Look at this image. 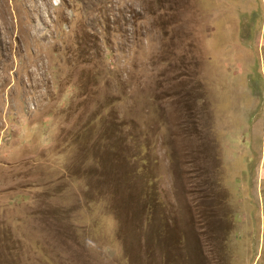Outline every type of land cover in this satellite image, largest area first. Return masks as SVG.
<instances>
[{
	"label": "rangeland",
	"instance_id": "1",
	"mask_svg": "<svg viewBox=\"0 0 264 264\" xmlns=\"http://www.w3.org/2000/svg\"><path fill=\"white\" fill-rule=\"evenodd\" d=\"M264 0H0V264H264Z\"/></svg>",
	"mask_w": 264,
	"mask_h": 264
},
{
	"label": "crops",
	"instance_id": "2",
	"mask_svg": "<svg viewBox=\"0 0 264 264\" xmlns=\"http://www.w3.org/2000/svg\"><path fill=\"white\" fill-rule=\"evenodd\" d=\"M263 33H264V30H263ZM259 174H260V178L262 179V177L264 176V167H263V165L261 166V167H259ZM263 179H264V177H263Z\"/></svg>",
	"mask_w": 264,
	"mask_h": 264
}]
</instances>
